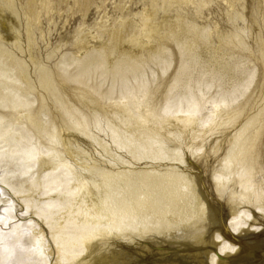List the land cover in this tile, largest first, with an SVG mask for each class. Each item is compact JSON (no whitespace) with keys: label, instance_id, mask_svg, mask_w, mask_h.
Wrapping results in <instances>:
<instances>
[{"label":"bare ground","instance_id":"6f19581e","mask_svg":"<svg viewBox=\"0 0 264 264\" xmlns=\"http://www.w3.org/2000/svg\"><path fill=\"white\" fill-rule=\"evenodd\" d=\"M131 1L48 64L40 14L65 0H0V184L36 219L0 231V264H264V38L254 99L241 53L264 0H218L227 29L214 0Z\"/></svg>","mask_w":264,"mask_h":264},{"label":"rangeland","instance_id":"374dc122","mask_svg":"<svg viewBox=\"0 0 264 264\" xmlns=\"http://www.w3.org/2000/svg\"><path fill=\"white\" fill-rule=\"evenodd\" d=\"M105 1H104L103 6L100 7L99 9H97L94 4L90 5L89 8L87 9L86 13H85V16H84L85 18H83L81 13L76 10V6L74 5L75 4L74 0H65V3L62 5L63 9L59 12L57 10H55V11L54 10H50V11L48 10L49 12L48 11L42 12L40 14L41 16H40V20H39L40 25L38 24L39 30L36 32L37 36H36L35 51H36L37 56L39 55L38 58L42 59L46 63L48 61V64H52L51 62L54 61L59 56L60 52L67 51V50L74 48L73 33H74V29L76 28V26H77L78 22H80V20H83L86 23L87 27H91L93 25V22H95L96 19L99 18V15L103 12V10H105V12L108 16H111L113 13H115L114 8H113V2L115 0H110V1L107 0L106 2ZM125 1H127V0H125ZM219 1L214 0V2L210 3L209 4L210 6L208 5L209 8H207L208 7L207 6L205 8L206 10L205 9L203 10V14H201V16H202L201 19L203 21L209 23V24H213L216 22L218 24V26L220 27V29H227L228 25H227V23H224L225 22V20H224L225 15H223L224 14L223 8L225 5L224 4L219 5L218 4ZM245 1H246V3L249 2V0H245ZM96 2H97V4H100V0H96ZM109 2H112V3H109ZM134 2H135V0L131 1L132 4L128 3V5L130 4L129 5L130 7L131 6L132 7H142V3H140L141 1H138V5H137V2H136V4H134ZM17 4H18V2H17ZM67 4L70 5L71 8H69L70 6H68ZM247 5H248V3H247ZM262 5H263L262 15L258 17V23L253 24V25L251 24L252 26L250 27V31H249L248 35L244 36V38H246L245 40L248 41L250 46L252 45V43L254 45V46L252 45L250 47V49L252 47H254L252 49H255V45H256L255 39L257 37L264 38V36H263L264 35V20H263L264 19V3ZM222 9H223V11H222ZM97 10L98 11L101 10V11L97 12ZM47 13H49V14H47ZM244 13L247 14V8L244 9ZM6 15H8V13H4V14L0 15V19H2L4 17L7 18ZM21 23L22 22H20V21H16L15 27H17L16 28L17 30H19L18 28H20ZM226 25H227V28H226ZM20 29H21L20 31H22L21 35H23V37H21V35H20L19 40H20V44L23 45V48L25 51H24V53L23 52L20 53V52H17L15 50V48H13V50L16 51L18 55L21 54L22 56H25L23 58L29 64L30 71L32 72V70H33L32 62L29 59H27L28 53L26 51V40L24 38L25 34L23 31V23H22V28H20ZM3 30L4 29L1 30V33L5 36L6 32L4 31V33H3ZM71 34H72V36H71ZM51 49H53L55 53L51 58L47 59L46 58V52H47V50H51ZM250 49H248V50L242 49L241 53L243 55H246V56H252L254 58V63L256 65L255 80H254L253 86L250 89V93L252 94V99H254L260 93V89H261L260 87H261V81H262L261 76H262V69L263 68L260 65L259 61L256 59V54L253 53L255 51L252 49L250 50ZM57 54H58V56H57ZM2 170L3 169L0 168V175L2 173ZM5 189L6 188H3L0 184V195H2V196L9 195L8 193H10V192H8ZM4 191H7L6 192L7 194L4 193ZM10 195L11 196H9V197H11L12 201H10L6 204L3 202H0V231L9 230L10 228L8 226H10L12 223L17 222L19 220L25 221L26 217L30 218L32 221H36V219L33 216L30 217V215L28 214L29 213L28 210L24 211L25 210L24 209V203L22 201H18L16 199V196H14L12 193H10ZM8 212H10V214H12V216L9 217ZM44 230L46 231L47 236H49L47 229L44 228ZM23 244H24V241L18 242L19 247L23 246Z\"/></svg>","mask_w":264,"mask_h":264},{"label":"snow or ice","instance_id":"6c2138e0","mask_svg":"<svg viewBox=\"0 0 264 264\" xmlns=\"http://www.w3.org/2000/svg\"><path fill=\"white\" fill-rule=\"evenodd\" d=\"M261 210L264 211V209H261ZM233 250H234V249H233ZM62 264H67V261H63ZM75 264H80V261L77 260V261L75 262Z\"/></svg>","mask_w":264,"mask_h":264}]
</instances>
